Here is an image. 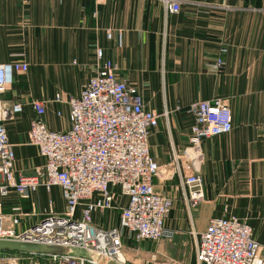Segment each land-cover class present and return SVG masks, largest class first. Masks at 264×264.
Segmentation results:
<instances>
[{"label": "crops", "instance_id": "obj_1", "mask_svg": "<svg viewBox=\"0 0 264 264\" xmlns=\"http://www.w3.org/2000/svg\"><path fill=\"white\" fill-rule=\"evenodd\" d=\"M180 1V11L170 13L159 0H0V64L15 59L29 64L27 73H15L10 89L0 95L9 104L24 103V111L6 121L19 167L31 174L44 163L35 147L25 145L36 114L32 101H47L44 120L50 129H67L69 107L53 99L57 93L79 95L102 48L117 65L118 78L136 87L147 108L160 115L149 145L164 172L154 178L155 189L174 198L167 225L175 220L192 234L203 231L212 216L236 215L264 244V0ZM216 97L231 106L234 127L202 142L205 196L189 210L180 178L168 172V162L189 146L190 105ZM50 200L56 212L64 210L59 187L50 192L40 187L31 198L21 199L30 215L17 229L40 220L31 211L47 208ZM14 201H5L4 213H10ZM94 223L117 227L120 210L96 212ZM157 242V247L149 246ZM128 244L122 254L133 264H166L164 257L181 250L178 242L161 240L125 237L124 247ZM0 264L53 261L50 255L0 253Z\"/></svg>", "mask_w": 264, "mask_h": 264}, {"label": "built area", "instance_id": "obj_2", "mask_svg": "<svg viewBox=\"0 0 264 264\" xmlns=\"http://www.w3.org/2000/svg\"><path fill=\"white\" fill-rule=\"evenodd\" d=\"M159 1L170 13L181 9L180 0ZM96 56L98 65L79 95L57 93L53 99L69 107L67 129H50L44 120L47 101H32L36 114L25 145L35 147L44 163L35 165L31 174L19 167L6 126L8 119L24 111V103L9 104L0 98V237L86 253L54 254L53 264H128L121 260L125 237L141 242L175 236L167 225L174 198L158 192L153 182L163 172L149 145L160 115L147 108L136 87L118 78L117 65L102 48ZM218 64L223 65L221 58ZM28 70L23 59L1 63L0 95L10 89L15 73ZM189 112L194 119L189 146L172 156L168 172L179 176L183 199L192 210L205 196L202 142L229 133L234 120L223 97L197 100ZM40 187L48 192L59 187L64 210L56 212L50 200L47 208L31 211V215L42 216L40 220L18 230L22 218L30 215L20 200L31 198ZM11 197L15 198L11 211L4 213L5 201ZM112 209L120 210L117 227L95 225L96 212ZM193 233L197 237L196 264H264V244L255 238L253 227L236 215L212 216L203 231ZM165 263L188 264L169 257Z\"/></svg>", "mask_w": 264, "mask_h": 264}, {"label": "rangeland", "instance_id": "obj_3", "mask_svg": "<svg viewBox=\"0 0 264 264\" xmlns=\"http://www.w3.org/2000/svg\"><path fill=\"white\" fill-rule=\"evenodd\" d=\"M39 165H41V163L37 164L36 166H39ZM33 171H34V169L31 170V172H33ZM27 172H29V171H27ZM185 209H186V207H185ZM193 209L194 208H192V210ZM180 226H181V224L180 223H178V224L175 223V220H173V222H170L168 227L175 231V236L172 237V238H165V239L163 238L161 240V242H167L168 244H173V245L178 242L181 250L179 251V253H174L173 254V255H175L174 257L171 256L169 258H172V259H174L176 261H182L181 259L184 258L185 261L188 262V264H193V262L195 260V239L194 238H196V236L194 235V233L191 234V233H189L188 230L186 231L185 228L183 230L182 227L184 225L181 226V227ZM130 244H132V243H130ZM130 244H128V245H126L124 247V251L127 250V247L130 246ZM158 244H159L158 242L157 243H150L149 246H151V248L152 247H157ZM164 258H165L164 259L165 261L168 259L166 257H164ZM126 262L128 264H133L134 261H133V259H131V262H129V261H126ZM159 264H161V263H159Z\"/></svg>", "mask_w": 264, "mask_h": 264}, {"label": "water", "instance_id": "obj_4", "mask_svg": "<svg viewBox=\"0 0 264 264\" xmlns=\"http://www.w3.org/2000/svg\"><path fill=\"white\" fill-rule=\"evenodd\" d=\"M4 251H17L50 256L54 254H74V249L67 246L0 237V252Z\"/></svg>", "mask_w": 264, "mask_h": 264}, {"label": "trees", "instance_id": "obj_5", "mask_svg": "<svg viewBox=\"0 0 264 264\" xmlns=\"http://www.w3.org/2000/svg\"><path fill=\"white\" fill-rule=\"evenodd\" d=\"M1 253H19L17 251H4V252H1Z\"/></svg>", "mask_w": 264, "mask_h": 264}, {"label": "bare ground", "instance_id": "obj_6", "mask_svg": "<svg viewBox=\"0 0 264 264\" xmlns=\"http://www.w3.org/2000/svg\"><path fill=\"white\" fill-rule=\"evenodd\" d=\"M124 259V256H123V254H121V260H123Z\"/></svg>", "mask_w": 264, "mask_h": 264}]
</instances>
